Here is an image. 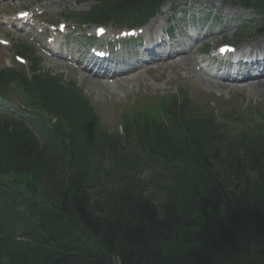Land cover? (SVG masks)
Segmentation results:
<instances>
[{
    "label": "trees",
    "instance_id": "16d2710c",
    "mask_svg": "<svg viewBox=\"0 0 264 264\" xmlns=\"http://www.w3.org/2000/svg\"><path fill=\"white\" fill-rule=\"evenodd\" d=\"M157 1L104 0L89 17ZM11 80L41 139L0 115V264H264V117L174 97L124 116L122 136L75 86L0 71Z\"/></svg>",
    "mask_w": 264,
    "mask_h": 264
},
{
    "label": "rangeland",
    "instance_id": "374dc122",
    "mask_svg": "<svg viewBox=\"0 0 264 264\" xmlns=\"http://www.w3.org/2000/svg\"><path fill=\"white\" fill-rule=\"evenodd\" d=\"M210 0H208L209 5H212ZM53 4L51 8L48 9L49 17L52 19L59 18V15L63 13H68L69 11H85L91 8L92 5H94V0L86 1V0H15L13 2H10L8 6H10L12 9L15 8V10L19 8H29L30 10L33 9L34 6H40V4ZM179 3V1L177 2ZM215 2H213L214 4ZM223 6V5H222ZM227 4H225L224 7H226ZM220 5H217L216 9L217 12H220L218 15L226 14V19L229 18L231 15L232 18H235V24H238V18L242 19H249L252 17L251 11L246 10L242 8L241 6H231V8H228L226 10L219 8ZM213 9V8H212ZM219 9L221 11H219ZM230 10V11H229ZM206 12H204L205 14ZM222 13V14H221ZM165 17V16H163ZM158 18V17H157ZM162 19V18H161ZM160 19V21H161ZM153 23V22H152ZM211 25V23H209ZM0 39H4L7 41H11V45H1L0 46V67L8 66L13 63L14 55H13V48H15V45L22 44V45H29L32 47V49L35 50V54L38 60L41 61V67L45 72H52L54 74H61L64 79L67 81H75L77 85L84 90V93L91 98L92 102L99 107V109L102 111L105 120L107 123L112 125V119L113 116L116 117V113L124 107V105L132 104L136 98L141 96H147V95H156L161 94L163 92H167L168 90L176 91L179 89L177 87V80L178 77L180 79L185 78V76L192 77V81L195 83L201 84L200 82V75L199 72L196 70V67L193 68L194 73L191 71V64H186L184 67H181V65H177L174 67L168 66L162 67L157 64L150 65V67L155 68L146 71V73H142V77L140 80H136L134 77V74H128V80H122L119 83L120 85L114 90V93L112 95H104V92H100V85L95 83V78H93V75L91 73L85 72L82 69H75L74 66L71 65H62V66H53L51 65V62H57L54 60H51L52 58L47 56L45 53H42L39 49L38 43L36 41H33V37L31 34H26L23 32L16 33L14 30H8L7 26L2 25L0 22ZM161 25L162 22H161ZM113 28V27H111ZM210 32L215 31L216 33L215 37H210L206 39L204 42H200L198 44V47L201 45H204L205 43H209L211 46H214V44L221 43L223 35H218L219 33L217 31L221 30L222 27L218 26V29H212V26L210 27ZM11 29V28H10ZM230 32V31H228ZM35 35L39 34V31L37 29L34 30ZM26 34V35H24ZM229 40H234V35L228 34L227 35ZM13 43V44H12ZM15 44V45H14ZM74 45L70 46V51H72ZM195 50V49H194ZM192 51L191 54H193L195 51ZM76 57H81V54H75ZM188 57H191L189 55ZM129 61L135 62L136 58L134 55H130L128 57ZM187 62V61H186ZM32 64L30 61L27 65H24L26 67H29ZM146 68H144L145 70ZM141 70V69H140ZM143 72V70H141ZM136 75V74H135ZM205 92H208L213 95H217L219 98V101H232V104L238 105L241 108H246L245 105H248L247 101H253V103H264V96H254L253 94L249 93L248 90L242 89L239 86H234L230 90L228 88H222L219 90H202ZM134 100V101H133ZM218 105L220 102L217 103ZM1 109V108H0ZM2 110V109H1Z\"/></svg>",
    "mask_w": 264,
    "mask_h": 264
},
{
    "label": "bare ground",
    "instance_id": "6f19581e",
    "mask_svg": "<svg viewBox=\"0 0 264 264\" xmlns=\"http://www.w3.org/2000/svg\"><path fill=\"white\" fill-rule=\"evenodd\" d=\"M54 3H52L50 6L52 7ZM165 9V7L163 8V10ZM157 25V21L153 24V26L155 27ZM209 36L207 35L205 38H208ZM190 48V47H189ZM188 48V49H189ZM193 50L190 49L189 51H183L179 53V56L177 58H175L174 60H171L170 62H165L163 61L164 66H177V65H181V67H184L186 64H191L192 68L191 71L193 72V68L196 65L195 60H192V58L185 56L186 54H188L189 52L191 53V51ZM251 51L253 52H263L264 51V44L263 42H259L258 45L253 46V48L251 49ZM176 56V55H175ZM172 57V56H171ZM174 57V55H173ZM187 61V62H186ZM195 62V63H194ZM194 63V64H193ZM51 65L53 66H61V63L58 62H51ZM115 81L114 84L115 85H120L121 83H119L120 81L124 80V77H121V74H115ZM104 78V77H103ZM101 76L97 75L95 77V83L100 85V92H104V95H112L114 93V90L116 88H118V86L115 85H111L109 82H107L106 80H104ZM137 81L141 79V75L140 73H138L136 75V77H134ZM200 82L201 84L197 85L194 82H192L194 88L195 86H204L205 88L208 89H213V90H219L222 88H228V90H230L232 87L234 86H239L242 89H247L249 93L251 94H255L254 96H264V76L260 77V78H255V79H246L243 80L241 84H231L229 82H225L222 80H218L214 77H210L209 75L205 74V72L203 71V73H200Z\"/></svg>",
    "mask_w": 264,
    "mask_h": 264
}]
</instances>
